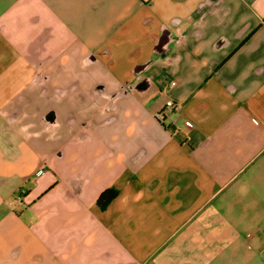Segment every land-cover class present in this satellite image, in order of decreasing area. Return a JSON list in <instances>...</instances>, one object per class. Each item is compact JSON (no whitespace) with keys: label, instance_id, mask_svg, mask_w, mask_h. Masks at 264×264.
Segmentation results:
<instances>
[{"label":"crops","instance_id":"crops-1","mask_svg":"<svg viewBox=\"0 0 264 264\" xmlns=\"http://www.w3.org/2000/svg\"><path fill=\"white\" fill-rule=\"evenodd\" d=\"M0 264H264V0H0Z\"/></svg>","mask_w":264,"mask_h":264},{"label":"built area","instance_id":"built-area-1","mask_svg":"<svg viewBox=\"0 0 264 264\" xmlns=\"http://www.w3.org/2000/svg\"><path fill=\"white\" fill-rule=\"evenodd\" d=\"M180 109V103L169 98L166 100L164 107L159 112H157L156 117L159 120H163L167 112L179 111Z\"/></svg>","mask_w":264,"mask_h":264},{"label":"trees","instance_id":"trees-1","mask_svg":"<svg viewBox=\"0 0 264 264\" xmlns=\"http://www.w3.org/2000/svg\"><path fill=\"white\" fill-rule=\"evenodd\" d=\"M118 195V190L115 188H108L106 190H104L99 199L98 202L101 204V206H106L107 204H109V202L111 200H113L116 196Z\"/></svg>","mask_w":264,"mask_h":264}]
</instances>
